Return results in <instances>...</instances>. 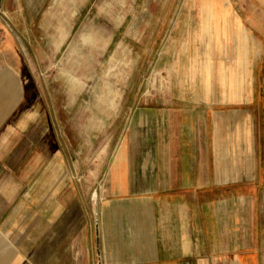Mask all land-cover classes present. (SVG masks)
Here are the masks:
<instances>
[{
    "label": "crops",
    "instance_id": "obj_1",
    "mask_svg": "<svg viewBox=\"0 0 264 264\" xmlns=\"http://www.w3.org/2000/svg\"><path fill=\"white\" fill-rule=\"evenodd\" d=\"M158 3L184 92L121 100L95 221L32 70L0 67V264H264V0Z\"/></svg>",
    "mask_w": 264,
    "mask_h": 264
},
{
    "label": "rangeland",
    "instance_id": "obj_2",
    "mask_svg": "<svg viewBox=\"0 0 264 264\" xmlns=\"http://www.w3.org/2000/svg\"><path fill=\"white\" fill-rule=\"evenodd\" d=\"M158 2L0 0V67L19 66L27 80L32 70L36 83L30 96L48 101L56 128L69 138L73 177L93 221L106 187L102 179L111 129L115 130L112 144L122 129L116 113L127 105L121 100H130L128 106L135 107L146 98L184 92L172 89V57L160 56L162 42L152 39L167 11ZM137 29H144V38L133 39ZM80 30L89 33L67 56ZM262 117L264 142V113Z\"/></svg>",
    "mask_w": 264,
    "mask_h": 264
}]
</instances>
